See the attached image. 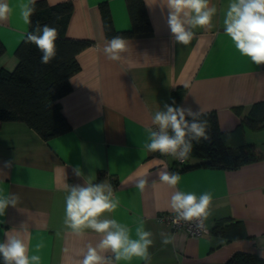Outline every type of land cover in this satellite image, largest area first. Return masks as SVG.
Segmentation results:
<instances>
[{
	"label": "crops",
	"instance_id": "0c3cea01",
	"mask_svg": "<svg viewBox=\"0 0 264 264\" xmlns=\"http://www.w3.org/2000/svg\"><path fill=\"white\" fill-rule=\"evenodd\" d=\"M49 4L71 1L73 11L66 36L87 39L90 44L77 54L80 65L70 77L71 90L59 99L70 128L48 140L22 121L0 124V192L19 196L17 207L0 216V242L6 234L26 229L23 238L29 256L40 264H77L89 243L100 235L85 230L76 236L63 223L68 185L111 184L120 204L108 218L132 229L144 221L154 234L151 264H223L236 252L264 258V159L234 169L194 166L180 169L172 156L149 152V129L154 113L165 103L216 114L222 131L253 143L264 152V126L251 128L244 120L250 107L264 100V64L242 56L223 30L229 0H210L217 7L211 30L194 29L195 38L182 45L174 41L167 24L168 9L161 0H143L151 29L130 37L122 61L109 60L103 45L106 35L100 4L106 2L116 30L132 26L126 0H46ZM20 0H8L14 9L0 23L5 51L0 69L12 71L15 49L28 31L19 18ZM180 100L174 98L180 91ZM196 159L189 158L188 163ZM11 167H5L6 162ZM79 167L83 176H76ZM163 171L180 175L176 190L213 194L207 234L191 236L157 220L170 211L174 189L162 183ZM147 177L141 192L136 183ZM174 235L162 245L160 233ZM111 255V253H108ZM118 264H144L134 258Z\"/></svg>",
	"mask_w": 264,
	"mask_h": 264
},
{
	"label": "clouds",
	"instance_id": "9594fccd",
	"mask_svg": "<svg viewBox=\"0 0 264 264\" xmlns=\"http://www.w3.org/2000/svg\"><path fill=\"white\" fill-rule=\"evenodd\" d=\"M37 0H20L17 8L19 18L24 25H31V16L35 13ZM162 6L168 9L167 24L175 42L188 45L194 38L196 28L211 30L217 7L210 6V0H161ZM14 9L8 0H0V23L12 16ZM223 30L230 38L236 50L248 57L256 65L264 64V0H229L224 11ZM58 30L49 25L36 23L32 31L26 32L25 43L34 44L41 52V64H49L57 54L56 40ZM128 41L116 35L106 40L103 45L105 56L112 61H122L128 51ZM165 103L163 110L158 108L152 118L155 129H149V152L170 155L174 159L186 160L197 144L210 141L208 121L201 119V111L190 107H179ZM5 167H11L6 162ZM78 177L83 176L80 168L73 169ZM159 180L174 189L170 197V211L174 213L173 223L191 222L197 231L207 234L206 221L211 216L213 194L204 192L197 196L193 192L176 190L180 182L179 173L163 171ZM149 184L147 177H141L136 187L143 192ZM19 196L0 192V216L9 207H17ZM120 204L114 195L110 183L102 181L93 183L92 177H86L83 185H68L65 196L64 225L76 236H83L85 230H92L100 235L99 242L93 246L89 243L82 259L77 264H118L137 258L144 264H151L150 247L154 244V234L146 230L144 221L135 227V238L132 229L108 218L106 213L114 212ZM26 229L16 234H6L0 242V257L3 264H40L39 255L28 254V244L23 238ZM162 245L172 244L175 237L171 233L161 232ZM111 253V255H108Z\"/></svg>",
	"mask_w": 264,
	"mask_h": 264
},
{
	"label": "trees",
	"instance_id": "16d2710c",
	"mask_svg": "<svg viewBox=\"0 0 264 264\" xmlns=\"http://www.w3.org/2000/svg\"><path fill=\"white\" fill-rule=\"evenodd\" d=\"M126 2L132 26L120 31L113 26L107 3L100 4L106 35L110 38L116 35L130 37L151 29L143 0ZM35 8L27 32L32 31L37 22L41 26L55 27L58 30L55 42L57 54L49 64H41V52L34 44L25 43L24 35L15 49L18 61L14 69H0V124L4 121H22L48 140L70 128L61 111L59 99L71 90L70 77L80 68L77 54L90 41L70 38L65 34L73 11L71 1L49 4L46 0H37ZM4 51L5 45L0 39V56ZM182 95L183 90L174 98L180 100ZM200 118L208 121L211 140H202L198 144L194 141L189 158L196 160L193 163H188L189 158L181 163L177 161L181 170L194 166L234 169L264 159V152L258 151L253 143L237 139V144L231 145L235 134L220 129L215 113H202ZM244 120L253 129L264 126V100L253 104ZM0 264H3L2 257ZM223 264H264V258L254 253L236 252Z\"/></svg>",
	"mask_w": 264,
	"mask_h": 264
},
{
	"label": "built area",
	"instance_id": "2783aa9c",
	"mask_svg": "<svg viewBox=\"0 0 264 264\" xmlns=\"http://www.w3.org/2000/svg\"><path fill=\"white\" fill-rule=\"evenodd\" d=\"M159 155H161L159 152H155ZM162 156H167V155H162ZM178 162H184L185 160L181 161L176 159ZM173 218H174V213L172 212H162L157 215V220L160 223L166 224L169 227H171L173 230H184L186 231L189 235L191 236H199L202 235L203 233L200 231H197L194 224L191 222H180V223H173ZM209 231V230H208Z\"/></svg>",
	"mask_w": 264,
	"mask_h": 264
}]
</instances>
